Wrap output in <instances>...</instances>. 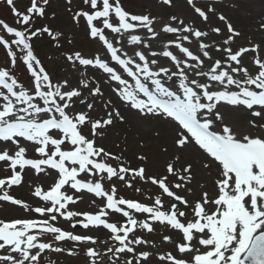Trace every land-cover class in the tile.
<instances>
[{"label": "snow or ice", "instance_id": "1", "mask_svg": "<svg viewBox=\"0 0 264 264\" xmlns=\"http://www.w3.org/2000/svg\"><path fill=\"white\" fill-rule=\"evenodd\" d=\"M0 4V264H264V12Z\"/></svg>", "mask_w": 264, "mask_h": 264}, {"label": "rangeland", "instance_id": "2", "mask_svg": "<svg viewBox=\"0 0 264 264\" xmlns=\"http://www.w3.org/2000/svg\"><path fill=\"white\" fill-rule=\"evenodd\" d=\"M27 2H28V0H22V2H21V0H18V3L20 5V7H21V10H23V6L26 5ZM7 16H11L7 6L0 4V18L2 17L4 19H8V18H6ZM58 22L61 23V24H66V21L63 18H61ZM42 49H43V51L41 52L42 55H43V53L49 51L47 46H42L41 50ZM15 194L20 196V197H22V198H24V199H28L29 198V193H28L27 188L22 189V190H20L19 192L15 193ZM122 194H125V195H128V196L132 195L130 192L122 193ZM80 207H81V210H92V209H89L87 207L86 203L82 204ZM49 258L52 259V260H56L57 259L55 254H51V256ZM57 264H85V259H84L83 255L78 256L76 258L60 257L58 259Z\"/></svg>", "mask_w": 264, "mask_h": 264}, {"label": "bare ground", "instance_id": "3", "mask_svg": "<svg viewBox=\"0 0 264 264\" xmlns=\"http://www.w3.org/2000/svg\"><path fill=\"white\" fill-rule=\"evenodd\" d=\"M227 2H230V0H226ZM239 3L240 8L233 11L245 27L249 25L253 18H258L264 12V0H239Z\"/></svg>", "mask_w": 264, "mask_h": 264}]
</instances>
